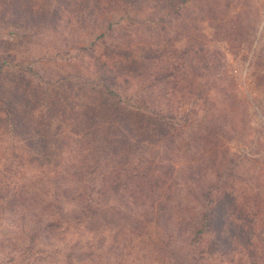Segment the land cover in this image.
I'll list each match as a JSON object with an SVG mask.
<instances>
[{"label":"trees","instance_id":"16d2710c","mask_svg":"<svg viewBox=\"0 0 264 264\" xmlns=\"http://www.w3.org/2000/svg\"><path fill=\"white\" fill-rule=\"evenodd\" d=\"M55 1L42 13L31 0H0V22L18 29L46 23L45 31H52L62 11L71 23L89 27L90 36L112 30L108 16L113 13H149L141 21L160 23L158 46L145 45L134 63L133 56L119 54V46L113 48L118 53L106 50L112 56L92 65L99 82L81 81L88 94L82 90L80 97L66 96L72 82L60 79L54 95L29 82L23 88L18 81L6 88L0 84V124L12 135V142L2 145L8 152L0 172V208L19 215L30 241L43 237L53 249L50 255L58 252L70 262L78 254L84 264L149 259L150 264H264L261 197L249 209L251 221L241 219L239 232H233L234 194L228 170L215 168L219 152L211 128L202 136L192 126L178 127L179 110L167 106L184 89L181 66L189 52L166 44L162 35L180 17L184 0ZM5 66L0 63V78ZM2 87L12 92L11 104ZM207 87L199 90L206 102ZM102 94L108 101L100 106L77 104H90ZM221 156L224 167L226 155ZM151 224L157 232L146 241ZM211 232L217 248L204 252L203 239Z\"/></svg>","mask_w":264,"mask_h":264},{"label":"rangeland","instance_id":"374dc122","mask_svg":"<svg viewBox=\"0 0 264 264\" xmlns=\"http://www.w3.org/2000/svg\"><path fill=\"white\" fill-rule=\"evenodd\" d=\"M31 1L42 13L56 6L55 0ZM147 14L113 13L108 16L112 30H96L90 36L89 27L84 29L71 23L72 17L62 11L61 20L56 22L59 27L52 31H45L46 23L41 27L28 25L18 29L0 22V63H6L0 84L6 88L18 81L23 88L29 82L33 89L44 88L54 95L56 89L53 87L60 79L65 83L72 82L65 87L66 96L77 97L84 90L81 81L99 82L97 69L92 65H96V58L112 56L106 50L118 53L113 50L119 46L117 48L123 49L119 54L133 56L130 62L134 63L139 61L145 45L150 44L153 49L158 46L160 32L156 30L160 23L152 17L154 22L142 23L141 20L150 16ZM175 22L178 24L174 25ZM174 23L166 35L161 33L162 38L167 40L166 44L189 53L183 57L181 66L184 89L167 106L175 112L179 110L176 121L182 123H177L178 127L192 126L200 130L202 136L211 128L216 152H219L215 168L223 172L224 168L228 170L230 191L234 194L229 204V222L233 232H239L241 219L251 221L248 212L251 206L259 203L258 196L261 197L260 207L264 208V0H184L180 17ZM159 44L163 45L162 42ZM200 45L205 48L203 52H199ZM134 65L137 68L139 64ZM189 83L193 87L190 88ZM203 86L210 89L208 102L199 99V90ZM130 88L134 89L131 86L127 90ZM2 91L9 104L15 101L12 92L4 88ZM107 101L102 94L90 104L87 101L77 104L91 109V106H100ZM4 127L0 124V172L8 152L2 145L12 142V135L3 132ZM221 151L226 155L224 167ZM2 211L0 208V264H78L75 260L84 264L81 263L83 256L78 254L74 255L73 262L58 252L50 255L53 249L42 243L43 237L35 243L30 241L19 215ZM11 218L14 220L9 221ZM261 220L264 222V215ZM10 222H14V226ZM146 232V241L155 238L154 224L147 227ZM213 237L212 232L204 237L202 251L215 252L217 247L212 242ZM136 256L141 259L142 253L138 252ZM150 260L143 262L150 264Z\"/></svg>","mask_w":264,"mask_h":264}]
</instances>
